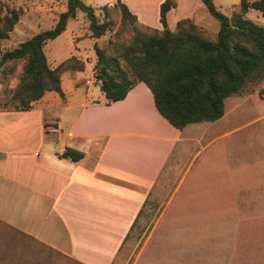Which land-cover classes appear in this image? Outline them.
Wrapping results in <instances>:
<instances>
[{
  "label": "crops",
  "instance_id": "obj_1",
  "mask_svg": "<svg viewBox=\"0 0 264 264\" xmlns=\"http://www.w3.org/2000/svg\"><path fill=\"white\" fill-rule=\"evenodd\" d=\"M47 22L53 29L57 16L19 15L9 39L19 46ZM67 32L44 46L48 63L55 69L74 58L85 70L64 72L62 94L46 92L29 110L0 107V224L27 247L75 264H118L146 221L144 211L170 162L189 146L204 150L217 143L226 113L216 122L177 129L142 82L123 100L109 101L94 80V46L101 39L88 38L82 47L84 38L75 37L70 56L57 60L52 44ZM68 149L82 158L66 157Z\"/></svg>",
  "mask_w": 264,
  "mask_h": 264
},
{
  "label": "rangeland",
  "instance_id": "obj_2",
  "mask_svg": "<svg viewBox=\"0 0 264 264\" xmlns=\"http://www.w3.org/2000/svg\"><path fill=\"white\" fill-rule=\"evenodd\" d=\"M82 1L95 9L100 23L111 24V30L96 44L106 55H115L117 47L133 41V27L122 25L116 3L109 4L114 0ZM122 1L138 17L141 31H162L159 21L162 0ZM242 1L214 0L217 8L227 16L239 12ZM0 2L4 15L13 11L19 15L38 12L44 17L55 14L58 21L63 10H67L68 0ZM175 2L177 7L171 10L168 18L170 30L177 32L179 21L191 19L210 40L217 39L220 23L209 14L201 0ZM246 18L264 27L260 12L250 9ZM49 24H42L41 32L51 30ZM67 28V34L52 44L57 47V55H54L57 60L70 56L75 37L84 38L80 42L82 47L90 44L88 38H94L82 11L68 21ZM63 44L66 47L61 48ZM17 47L9 37L3 42L4 52ZM23 64V61L9 62L0 70L1 108L19 107L21 97L16 93L23 76ZM119 65L128 70L123 61ZM97 73L95 71L94 80L101 85ZM128 75L135 80L131 73ZM263 90L264 78L250 83L242 93L227 100L223 121L227 127L217 143L211 146L205 143L204 150L192 145L175 156L144 211L146 221L138 226L134 242L127 247L118 264H161L164 259L169 264H264ZM200 151L201 156L196 158ZM26 243L22 236L12 231L8 235L6 227L0 224V264H75L46 248L27 247Z\"/></svg>",
  "mask_w": 264,
  "mask_h": 264
},
{
  "label": "trees",
  "instance_id": "obj_3",
  "mask_svg": "<svg viewBox=\"0 0 264 264\" xmlns=\"http://www.w3.org/2000/svg\"><path fill=\"white\" fill-rule=\"evenodd\" d=\"M209 14L220 23L215 41L191 19L177 23V32L170 30L168 14L177 7L175 0H164L160 5L159 21L162 31L146 33L138 26V17L122 1L116 8L121 13L122 25H131L133 41L117 47L116 54L106 55L94 46L95 70L101 90L111 102L123 100L136 83L146 84L154 94L156 106L175 128L203 122H216L226 113V101L242 93L250 83L264 78V27L246 18L250 9L264 18V0L242 1L241 10L232 16L220 11L214 0H201ZM107 8V7H105ZM85 13L94 38L111 30L110 22L100 23L95 9L82 0H68L53 29L41 32L17 48L4 52L3 42L19 21L16 11L4 15L0 2V70L9 62L23 61V76L17 88L21 97L19 107L29 110L46 92L62 94L61 76L70 70H85V63L69 59L51 69L44 46L66 31L68 21ZM123 61L128 70L120 67ZM113 72H118V75ZM131 73L135 80L129 78ZM120 77V80H117ZM66 157L77 161L82 154L68 149ZM205 162V161H204Z\"/></svg>",
  "mask_w": 264,
  "mask_h": 264
},
{
  "label": "built area",
  "instance_id": "obj_4",
  "mask_svg": "<svg viewBox=\"0 0 264 264\" xmlns=\"http://www.w3.org/2000/svg\"><path fill=\"white\" fill-rule=\"evenodd\" d=\"M263 98H264V90H263V94H262Z\"/></svg>",
  "mask_w": 264,
  "mask_h": 264
}]
</instances>
